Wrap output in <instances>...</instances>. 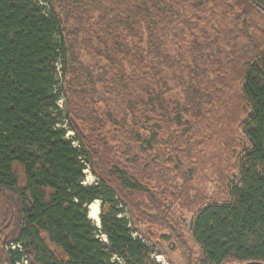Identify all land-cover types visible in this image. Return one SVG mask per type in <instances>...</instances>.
Listing matches in <instances>:
<instances>
[{
    "label": "trees",
    "instance_id": "16d2710c",
    "mask_svg": "<svg viewBox=\"0 0 264 264\" xmlns=\"http://www.w3.org/2000/svg\"><path fill=\"white\" fill-rule=\"evenodd\" d=\"M113 2L0 0V264H155L159 197L197 264L264 262V0Z\"/></svg>",
    "mask_w": 264,
    "mask_h": 264
},
{
    "label": "rangeland",
    "instance_id": "374dc122",
    "mask_svg": "<svg viewBox=\"0 0 264 264\" xmlns=\"http://www.w3.org/2000/svg\"><path fill=\"white\" fill-rule=\"evenodd\" d=\"M108 4L110 6L114 5L113 0H108ZM70 23L71 21H68L67 25L69 26ZM164 30H165L164 44L174 55L178 56L179 54H181V46H183L184 43L183 39H187L185 34L183 33L184 31L173 30L172 24L166 25ZM131 35L135 36V33L131 31ZM81 37L83 36L81 35L78 38L79 43H82L83 41ZM74 53L77 59L79 60V62H81L85 66L89 65L88 67L91 70L92 76L100 72L97 66L102 65L103 63L100 62L95 51H91L90 57L87 54H85L84 49H77L74 51ZM94 64H96L97 66H94ZM209 119H211V117ZM71 133L72 132L69 131L68 134ZM205 133L211 135L210 134L211 128H209L208 131L206 130ZM236 137H238L239 143L243 145L244 137L239 134V131H237ZM200 141L201 140H199L197 146L195 147H197V149H203V147L209 145V148L204 151L210 150L211 152V148L215 144V141L209 142V140H207L206 138H203L202 142ZM208 157L199 156V158L197 157V159L201 161L203 158L206 159L211 158V156ZM206 165H208V163ZM85 173L87 177L85 175L83 183L89 184L95 181L96 179L95 175L90 173V171H85ZM203 187H204V193L206 195H210L211 192H213L214 190V184L211 181L204 182ZM157 195L160 196L161 194L157 193ZM158 200L160 202H163L167 207H169V210L174 218L172 217L171 219L168 217L166 221L169 223V225L172 226V228L177 229L176 231H179L180 233L179 232L171 233L170 232L171 228L170 229L167 228V225H163V224L151 225L149 223H143L141 221H137L134 222L136 226L134 225L135 227L132 232L133 235H137L143 238L144 235L148 232L150 233V235L153 236L155 241H152L148 244L152 249L151 257L155 261V264H197L198 248L196 242L194 241L190 233L192 214L181 208L180 205L178 204L179 203L178 201L170 202L168 197L166 198L159 197ZM95 202L97 204V209L99 211V202L98 200H96ZM98 211H97V215H98ZM149 211L151 213H154L155 209L150 208ZM222 264H235V263H231L227 261ZM237 264H264V262L250 260V261L240 262Z\"/></svg>",
    "mask_w": 264,
    "mask_h": 264
},
{
    "label": "bare ground",
    "instance_id": "6f19581e",
    "mask_svg": "<svg viewBox=\"0 0 264 264\" xmlns=\"http://www.w3.org/2000/svg\"><path fill=\"white\" fill-rule=\"evenodd\" d=\"M97 204L96 202H92L90 205H89V216L94 219L96 221V223L98 224L99 223V220H98V215H97Z\"/></svg>",
    "mask_w": 264,
    "mask_h": 264
},
{
    "label": "built area",
    "instance_id": "2783aa9c",
    "mask_svg": "<svg viewBox=\"0 0 264 264\" xmlns=\"http://www.w3.org/2000/svg\"><path fill=\"white\" fill-rule=\"evenodd\" d=\"M85 171H89V169L88 168H85L84 169V173H85ZM91 173V172H90ZM85 175H86V173H85ZM86 177H87V175H86ZM83 182V181H82ZM22 264H28L25 260H24V262L22 263Z\"/></svg>",
    "mask_w": 264,
    "mask_h": 264
},
{
    "label": "water",
    "instance_id": "95a60500",
    "mask_svg": "<svg viewBox=\"0 0 264 264\" xmlns=\"http://www.w3.org/2000/svg\"><path fill=\"white\" fill-rule=\"evenodd\" d=\"M98 220H99V218H98Z\"/></svg>",
    "mask_w": 264,
    "mask_h": 264
}]
</instances>
